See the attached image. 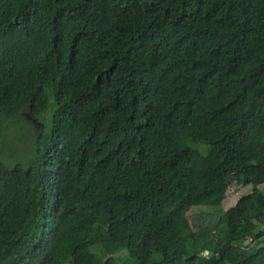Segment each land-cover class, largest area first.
I'll return each mask as SVG.
<instances>
[{"label": "trees", "instance_id": "trees-1", "mask_svg": "<svg viewBox=\"0 0 264 264\" xmlns=\"http://www.w3.org/2000/svg\"><path fill=\"white\" fill-rule=\"evenodd\" d=\"M19 123L0 264H264V0H0Z\"/></svg>", "mask_w": 264, "mask_h": 264}, {"label": "rangeland", "instance_id": "rangeland-1", "mask_svg": "<svg viewBox=\"0 0 264 264\" xmlns=\"http://www.w3.org/2000/svg\"><path fill=\"white\" fill-rule=\"evenodd\" d=\"M45 124L37 125L35 128V132L44 129ZM197 151L201 154H205L207 152V146L202 143L193 142ZM36 145L35 141L32 138V132L26 127L24 124H13L12 127L4 134L3 137L0 138V158L5 160H15V159H26L27 155L34 151ZM247 187H239L236 186L231 189L230 194L227 196V200L224 202V209H229L233 206L238 198L247 191ZM195 218V217H194ZM204 219H206L204 217ZM215 220V221H214ZM206 224L210 225L211 228L217 225L216 219L213 217L210 221H205ZM220 256V255H219ZM239 256L237 252L229 253L230 259H236ZM120 258V257H119ZM228 258V257H227ZM227 258L220 257L218 264H224ZM115 262L117 264H121L117 256H114ZM67 264H73L72 258H69ZM122 264H129L128 262H124Z\"/></svg>", "mask_w": 264, "mask_h": 264}]
</instances>
